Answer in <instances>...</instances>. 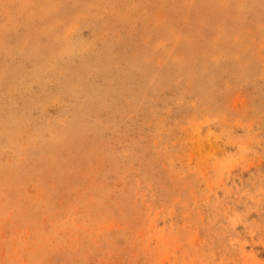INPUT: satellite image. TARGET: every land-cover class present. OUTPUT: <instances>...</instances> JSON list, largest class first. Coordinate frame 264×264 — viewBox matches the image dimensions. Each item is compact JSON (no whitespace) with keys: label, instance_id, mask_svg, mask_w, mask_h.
Wrapping results in <instances>:
<instances>
[{"label":"rangeland","instance_id":"1","mask_svg":"<svg viewBox=\"0 0 264 264\" xmlns=\"http://www.w3.org/2000/svg\"><path fill=\"white\" fill-rule=\"evenodd\" d=\"M0 264H264V0H0Z\"/></svg>","mask_w":264,"mask_h":264}]
</instances>
